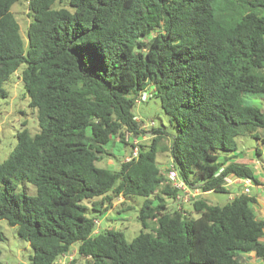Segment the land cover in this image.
Returning a JSON list of instances; mask_svg holds the SVG:
<instances>
[{
    "label": "trees",
    "instance_id": "16d2710c",
    "mask_svg": "<svg viewBox=\"0 0 264 264\" xmlns=\"http://www.w3.org/2000/svg\"><path fill=\"white\" fill-rule=\"evenodd\" d=\"M21 1L0 0V99L24 65L39 131H18L0 163V221L30 245V264H54L74 245L85 264H256L249 254L264 262L254 197L221 206L200 197L197 217L167 212L165 199L180 191L156 161L167 154L202 194L228 193L230 177L257 182L248 164L219 156L235 153L241 136L264 143V113L253 103H264V0H67L70 10L25 0L26 46L11 12ZM146 91L175 133L152 128L136 157L117 170L99 167L114 138L132 148L126 133H147L132 113ZM17 182L34 195L17 192ZM119 197L143 199L131 242L111 228L95 232L86 215H103Z\"/></svg>",
    "mask_w": 264,
    "mask_h": 264
},
{
    "label": "rangeland",
    "instance_id": "374dc122",
    "mask_svg": "<svg viewBox=\"0 0 264 264\" xmlns=\"http://www.w3.org/2000/svg\"><path fill=\"white\" fill-rule=\"evenodd\" d=\"M61 7L70 10L67 0H57L52 5V9H58ZM11 12L19 25L20 34L23 38L24 45L26 46L27 29L31 22V18L28 16L26 1L22 0L21 2L15 3L11 8ZM23 68L24 65L20 66V68L10 77L9 81L3 86L8 93V96L5 99H0V163L7 159L9 154L13 151L16 144L15 135L18 131L26 128L31 135H34L39 131L35 112L29 107V98L21 82L20 76ZM146 93L149 94L150 92L146 91ZM253 103L264 112V103L259 99H255ZM132 113L135 118L143 124L152 121L155 127H163L169 135L175 133L174 128L168 124L167 117L160 107L159 100L152 95H150L145 102L135 104ZM149 134L150 131L143 136L142 142L140 141V143L148 142L150 139ZM111 142L106 148L110 155L104 156L97 165L102 168L117 170L119 163L127 160L132 154V150L129 146L123 145L116 138ZM236 143L237 152H241L242 156L246 158L248 157V153L253 152L257 146L255 140L247 135L238 137ZM223 156L224 155L221 154L219 159ZM156 161L162 172L166 173V169H169L171 166L167 154L159 153ZM260 161L264 162V153L260 157ZM252 165L255 173L261 171V167L254 164ZM23 188H26V190L23 191ZM251 191L253 192V189ZM17 192H25L28 195H34L35 189L29 183L17 182ZM200 197L201 195L196 199ZM203 199L209 204L221 206L229 201L230 196L228 193H209L203 196ZM142 200L143 199L139 197L126 200L119 197L114 199L108 207H102V210L109 208L103 215L98 216L91 211H86V215L88 217H94L96 226L95 232L111 228L122 232L126 241L131 242L141 230V225L137 217ZM94 201H99V199H95ZM165 201L167 212L178 210L187 213L192 217H197L192 209V203L194 200L183 202L181 200L165 199ZM86 205L88 208H91L90 202H86ZM129 208L130 210H126ZM0 231L3 237L2 241H0V260L2 264H30L29 257L32 255V249L26 241L18 237L16 228L9 226L5 220H1ZM253 256V254H249L243 256V258L252 263L264 264V262L256 260ZM70 261L74 264H85L84 259L77 254V245H74L68 254L60 256L54 264H68Z\"/></svg>",
    "mask_w": 264,
    "mask_h": 264
},
{
    "label": "crops",
    "instance_id": "0c3cea01",
    "mask_svg": "<svg viewBox=\"0 0 264 264\" xmlns=\"http://www.w3.org/2000/svg\"><path fill=\"white\" fill-rule=\"evenodd\" d=\"M258 135L261 138V140L264 139V130L258 131ZM255 144L257 145L259 154H257L254 149L253 152L248 153L249 158L248 157L246 158L242 156L241 152L236 151L233 154L224 155L223 157L220 158V160H227L226 161L227 164L230 162L246 163L252 169L253 175L257 180V182L256 183L253 182V185L250 187L249 196L254 197L256 200V203L253 206L256 218L260 220H264V162L260 161V157L264 153V150L262 148V144L264 143H262V141H258V142L255 141ZM252 164L261 167V171L255 173V171H253L254 168ZM243 187H244L243 184L238 178H234V177L227 178L225 183V188L227 189L228 195L230 196L229 201L233 197L241 194L243 191ZM252 189L253 192L251 191ZM205 195L207 194H202L201 197Z\"/></svg>",
    "mask_w": 264,
    "mask_h": 264
},
{
    "label": "built area",
    "instance_id": "2783aa9c",
    "mask_svg": "<svg viewBox=\"0 0 264 264\" xmlns=\"http://www.w3.org/2000/svg\"><path fill=\"white\" fill-rule=\"evenodd\" d=\"M149 96H150V94H147L146 92L141 93V95L136 100V104L145 102ZM152 128H155V125L152 121L147 123V124H143L142 122H140V129L141 130L149 133V131ZM142 138H143V136L142 137H136V136H133L131 133H126L125 140L132 145L131 157H136L137 151H138V144L140 143V141H142ZM262 148L264 150V144L262 145ZM168 178L170 179L173 187H175L176 189H178L180 191L179 195H177V197H176V200H178V201L181 200L183 202H190L192 200H195L199 195H202V193L198 189H192V188L187 187L179 179L177 172L172 167V165L170 166L169 171H168ZM239 180L241 181V183L244 186L242 193L249 195L250 194V187L253 185V182L249 178H243V179H239Z\"/></svg>",
    "mask_w": 264,
    "mask_h": 264
}]
</instances>
